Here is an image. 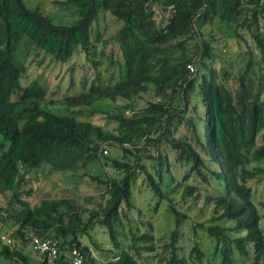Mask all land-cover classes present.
<instances>
[{
    "label": "trees",
    "instance_id": "1",
    "mask_svg": "<svg viewBox=\"0 0 264 264\" xmlns=\"http://www.w3.org/2000/svg\"><path fill=\"white\" fill-rule=\"evenodd\" d=\"M60 4L74 9L72 21H59L27 0H0V195L7 202L2 220L15 227L12 237L0 234V264H49L46 253L37 252L38 262L30 260L26 247L31 244L33 250L35 236L56 243L57 264H74L67 251L81 252L83 264H189L180 257L179 246L188 216L172 196L181 182L173 192L165 190L175 164L186 169L182 180L194 177L219 187L208 199L215 203L210 223L194 225L195 234L202 229L213 240L219 264H235L236 254L250 264H264L263 215L252 187L253 182L264 183V74L256 71L264 63V0ZM157 4L170 11L165 25L156 19ZM106 13L121 26L108 39L100 29L94 37V25ZM245 32L259 59L250 48L246 59L234 64L219 45L230 47L232 40L241 45L247 42ZM23 39L58 62L84 52L97 69L95 80L65 97L63 111H54L43 101V84L22 83L26 67L14 55ZM113 41L120 55L108 52ZM218 58L220 66L215 65ZM106 60L118 68L117 81H112L115 72L109 83L102 81L99 66ZM109 102L114 108L104 107ZM98 112L106 114L112 128L93 121ZM182 125L189 134L178 136ZM110 147L120 157H108ZM43 165L88 176L105 185V193L99 202L87 199L93 207L74 198H43L32 204L34 190L25 188L28 175ZM139 178L143 191L150 190L155 199L148 209L158 212L165 204L175 216L165 237H156L152 221L134 223L133 210L145 209L134 200ZM197 190V185H187L182 196L187 199ZM97 227L109 235V249L94 235ZM201 240L192 249L199 260L207 254ZM93 250L108 253L109 259L98 262Z\"/></svg>",
    "mask_w": 264,
    "mask_h": 264
},
{
    "label": "rangeland",
    "instance_id": "2",
    "mask_svg": "<svg viewBox=\"0 0 264 264\" xmlns=\"http://www.w3.org/2000/svg\"><path fill=\"white\" fill-rule=\"evenodd\" d=\"M60 1L61 0H27L30 5L40 4L46 13L51 14L59 21H72L75 16L74 9L62 6ZM155 8L157 11V21L161 25H165L170 17V11L164 9L158 4L155 5ZM120 26V21L114 18L111 14L106 13L103 18L100 19V22L94 25V37L97 36V29H100L103 33V37L108 39L112 34L116 33ZM244 35L247 38V42H242L241 45H238L235 40L231 41L230 47L225 44L219 45L220 48H223V54L225 57L231 60L234 64H237V62H240L242 59H246V51L250 48L255 51V59H259V50L254 46V41L248 32H245ZM25 42L26 40L23 39L14 55L15 61L19 65L26 67L22 83L27 84L32 80H38L43 84L47 89V95L43 101L54 111H63L65 108V104L63 103L65 97L76 94L82 90V84L85 81H87V84H91L95 80L97 69L95 70L92 63H87L84 52L78 50L68 62L63 63L55 61L51 56L46 55L43 50L35 46H28ZM101 47L102 41L98 42L97 53H100ZM107 48L108 52H114V56L120 55L116 42L113 41V44ZM96 58L99 60L101 59L99 54ZM103 60H105V57H103ZM220 62L221 59L218 58L215 65L220 66ZM262 65L263 67L255 66L257 76L262 75V73L264 74V63H262ZM99 70L104 83H109L112 72H115L116 74L115 79H112V81H117L119 79V74L117 72L118 68H116V66L112 68L108 66V60L99 66ZM234 83L235 78L232 76L230 84ZM118 102L120 103L121 100H118ZM103 105L104 107L109 106V108H114L115 106L111 102H109V104L104 103ZM103 105L101 107H103ZM93 121L96 124L105 125L108 128H112L113 126L112 124H107V116L103 112H98L94 116ZM188 134V128L186 125H182L181 130L177 135L184 136ZM107 156L120 157V154L115 147H110ZM174 166L175 167L172 169L174 178L168 180L167 185H165V190L173 192L172 189L181 182L179 187L172 193L173 202L178 209L180 208L182 211H185L188 216V219L183 226L184 236L179 242L181 248L180 257H186L189 264H219L221 257L220 255H217V259H215L214 242L208 236L206 231L198 229V234L194 233V225H199L200 223L209 224L210 219L215 215L213 213L215 203L211 200L208 201V199L211 195H217L220 192L219 187L215 182H213L212 185H206L197 181L194 177H191L188 181H184L182 178L185 175L186 169H179V166L176 164ZM108 170L109 172L116 173V170L111 167H109ZM28 176L29 182L25 188L28 189L32 187L34 190L33 196L29 198L32 204L39 202L43 198H74L83 203L86 207H93V203H89L87 199H94V201L99 202L105 193V185L98 184L97 182L92 183L88 176H80L77 172L72 171L60 172L52 169L49 165H43L39 170L33 171ZM187 185H197L198 190L195 191L192 197L184 199L182 196L183 189H185ZM252 187L254 201L263 215L262 227L264 228V183L253 182ZM144 188L142 178H139L137 181L136 192L134 194V200L139 209L142 206H144L145 209L141 210V213H139L138 210H133L131 216L134 220L136 219L137 222H140V219L143 221H152L155 224L156 237H165L174 228L175 216L170 210L166 209L165 204L159 206L158 212L150 211L148 208H153L155 199L153 198L152 192L148 189L147 191H143ZM149 195L150 197H148ZM193 197L195 198V201L192 199ZM6 204L7 202L4 196L0 195V234L11 236L15 227H13L11 222H5L2 220V217H6V212L4 211ZM136 220L134 223H136ZM226 225L233 226V223L227 222ZM140 226L142 229L144 228L142 224H140ZM93 233L104 249H109L111 247L109 235L103 228L97 227ZM196 239H202L201 241L203 242L204 249L207 253L202 260L197 259L196 254L192 253ZM158 243L162 244L161 242ZM93 251L98 262H105L109 259L108 253L104 252L100 255L97 251ZM26 252L30 255L31 261H40L41 255L36 251L31 250V244L26 247ZM67 254L71 257L73 252L67 251ZM168 255V252H166L165 256ZM154 261L159 263L158 259ZM162 264L165 263L163 262ZM235 264H250V261L236 254Z\"/></svg>",
    "mask_w": 264,
    "mask_h": 264
},
{
    "label": "built area",
    "instance_id": "3",
    "mask_svg": "<svg viewBox=\"0 0 264 264\" xmlns=\"http://www.w3.org/2000/svg\"><path fill=\"white\" fill-rule=\"evenodd\" d=\"M189 69L191 72H194L195 66L189 64ZM6 238V237H4ZM11 240V239H8ZM32 248L34 251L39 253H46L48 256L49 264H57V258L59 257V251L56 246V243H53L49 240H43L42 238L35 236ZM72 262L74 264H83V254L79 251H73Z\"/></svg>",
    "mask_w": 264,
    "mask_h": 264
}]
</instances>
